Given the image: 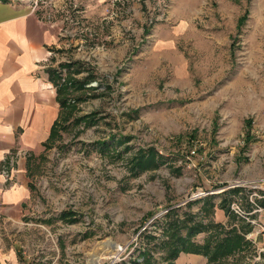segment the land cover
Wrapping results in <instances>:
<instances>
[{
	"label": "rangeland",
	"instance_id": "1",
	"mask_svg": "<svg viewBox=\"0 0 264 264\" xmlns=\"http://www.w3.org/2000/svg\"><path fill=\"white\" fill-rule=\"evenodd\" d=\"M39 2L65 27L46 69L66 77L76 71L61 64L84 62L76 77L88 88L70 99L79 96L76 116L99 119L70 124L33 161L18 218L0 201V264H125L145 247L152 264H167L168 222H219L201 209L209 199L225 227L245 225L231 205L251 211L249 190L228 186L264 176V0ZM150 147L166 161L136 173L130 158ZM257 244L208 263L264 264Z\"/></svg>",
	"mask_w": 264,
	"mask_h": 264
},
{
	"label": "crops",
	"instance_id": "2",
	"mask_svg": "<svg viewBox=\"0 0 264 264\" xmlns=\"http://www.w3.org/2000/svg\"><path fill=\"white\" fill-rule=\"evenodd\" d=\"M47 15L41 9L32 10L30 2L0 0V201L6 219L22 213L33 161L48 150L46 144L61 110L46 67L53 48L63 42L65 27L61 18ZM258 202L264 207V197ZM215 209L223 223V210ZM253 216L264 226V211ZM252 230L251 241L263 250L264 231L253 226ZM175 264L209 263L204 255L181 252Z\"/></svg>",
	"mask_w": 264,
	"mask_h": 264
},
{
	"label": "trees",
	"instance_id": "3",
	"mask_svg": "<svg viewBox=\"0 0 264 264\" xmlns=\"http://www.w3.org/2000/svg\"><path fill=\"white\" fill-rule=\"evenodd\" d=\"M82 66H84V62L79 60L61 64V68H67L69 71H76V73L67 74L66 77L63 76L61 69H50V76L57 90V99L60 103L61 110L52 126L51 135L46 144L47 148H50L54 141L56 142L62 137V130L68 129L70 124L78 125L81 122H85L86 124L96 123L99 119L96 112L76 116L78 110L77 99L79 96L70 99L71 93H75L78 90H87L88 88V78L87 80H80L76 77V74L81 72ZM88 75H90L91 78L93 77L91 73H88ZM71 118H73V120L70 122ZM114 137L115 136H113V142ZM99 143L103 149L107 150V153L110 152L109 149L112 143L105 140ZM121 143L122 140L118 139L117 144ZM114 150L116 151V148ZM165 161V156L153 147L139 149V152L135 153L130 158V163L134 170H136V173L153 169L160 166ZM241 190L240 188H233L228 193H230V195L233 193L236 194ZM223 192L225 193L227 190ZM226 194L219 205L229 213L231 202H228ZM262 204H264V202H262ZM215 206V203L209 199L204 201L201 209H203L206 215L209 213L208 210L214 209ZM172 210V212L168 214L169 216H173L176 212L175 209ZM68 214L71 213L66 212L62 217L65 218ZM76 218L77 217H72L71 220L76 221ZM167 228L166 236L168 235V238L164 240L161 243L162 246H160V248L165 250L164 260L167 264H175V260L181 252L204 255L207 257L209 263L219 262L221 259H225L237 252L244 251L252 245V241L247 238V233L252 230V225L247 221L243 226L231 225L225 227L222 222H216L212 219L204 221L203 219H197L196 215L189 214L183 222L171 219L168 222ZM224 230H226V232H224ZM201 233H206L207 235L202 243H198L195 237ZM148 237L151 241L158 240L155 235H148L147 238ZM140 255L143 258L142 260L134 259L125 264H141L143 262L152 264L154 257L146 247L140 252Z\"/></svg>",
	"mask_w": 264,
	"mask_h": 264
},
{
	"label": "built area",
	"instance_id": "4",
	"mask_svg": "<svg viewBox=\"0 0 264 264\" xmlns=\"http://www.w3.org/2000/svg\"><path fill=\"white\" fill-rule=\"evenodd\" d=\"M29 2L32 10L41 9L39 7L40 6L39 0H30ZM62 35H65V33L62 32ZM231 187L247 188L249 190L248 201L253 207L251 211L247 212L241 207L239 203L233 202L231 205L233 211H235L237 214H239V216H241L247 222H249L253 226V228L256 227V229H259L261 232L264 231V226L256 217L253 216L255 213H262L264 211V207L258 202V199L264 197V176L257 177L254 179H248V180L237 179L228 186V188ZM0 211H1V204H0ZM251 235H253V230Z\"/></svg>",
	"mask_w": 264,
	"mask_h": 264
}]
</instances>
